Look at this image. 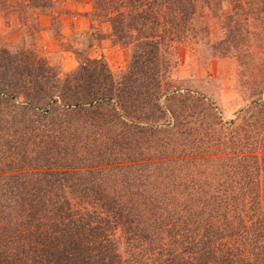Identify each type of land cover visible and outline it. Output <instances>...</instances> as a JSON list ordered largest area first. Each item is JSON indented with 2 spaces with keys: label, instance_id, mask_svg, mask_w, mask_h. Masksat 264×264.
I'll use <instances>...</instances> for the list:
<instances>
[{
  "label": "trees",
  "instance_id": "16d2710c",
  "mask_svg": "<svg viewBox=\"0 0 264 264\" xmlns=\"http://www.w3.org/2000/svg\"><path fill=\"white\" fill-rule=\"evenodd\" d=\"M91 2L131 50L126 73L84 59L60 78L34 49H0V264H264V132L209 154L187 121L203 97L169 80L171 48L204 41L206 18L241 55L264 0Z\"/></svg>",
  "mask_w": 264,
  "mask_h": 264
},
{
  "label": "rangeland",
  "instance_id": "374dc122",
  "mask_svg": "<svg viewBox=\"0 0 264 264\" xmlns=\"http://www.w3.org/2000/svg\"><path fill=\"white\" fill-rule=\"evenodd\" d=\"M54 1L49 10L21 11L17 6L20 0H1L0 49H9L14 56L22 49H34L60 78L75 71L84 59L104 61L117 76L128 71L131 50L115 43L108 24L94 18L91 0ZM204 22L209 28L204 41H187L171 48L174 67L169 80L174 88L203 97L204 107L191 110L187 120L194 129L202 130L192 139L203 138L209 154L229 155L240 149L237 144L241 146L243 138L253 139L264 132V31L254 29L251 21L250 34L242 30L239 36L241 55L225 54L217 44L222 32L211 18ZM254 103H258L256 108ZM3 119L0 114V121ZM219 138L225 146L217 150L211 142ZM179 139L176 135L173 141ZM219 170L217 163L199 169L212 178Z\"/></svg>",
  "mask_w": 264,
  "mask_h": 264
}]
</instances>
